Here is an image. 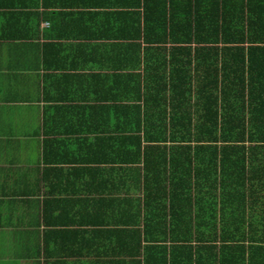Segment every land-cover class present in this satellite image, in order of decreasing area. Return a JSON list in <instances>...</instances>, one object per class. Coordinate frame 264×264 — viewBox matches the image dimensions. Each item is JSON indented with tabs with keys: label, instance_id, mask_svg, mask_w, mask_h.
Listing matches in <instances>:
<instances>
[{
	"label": "crops",
	"instance_id": "crops-1",
	"mask_svg": "<svg viewBox=\"0 0 264 264\" xmlns=\"http://www.w3.org/2000/svg\"><path fill=\"white\" fill-rule=\"evenodd\" d=\"M195 2L0 0V264H138L113 253L126 244L106 221L134 213L127 202L110 212V197L141 195L127 138L141 133L121 110L141 92L144 8L159 24L163 8L181 21Z\"/></svg>",
	"mask_w": 264,
	"mask_h": 264
},
{
	"label": "trees",
	"instance_id": "trees-1",
	"mask_svg": "<svg viewBox=\"0 0 264 264\" xmlns=\"http://www.w3.org/2000/svg\"><path fill=\"white\" fill-rule=\"evenodd\" d=\"M195 3L181 21L163 8L152 24V9L143 11L141 92L121 110L141 133L127 137L141 195L106 200L110 212L125 202L134 210L106 220L126 244L113 253L138 264H264V2ZM197 186L221 199L198 200Z\"/></svg>",
	"mask_w": 264,
	"mask_h": 264
}]
</instances>
